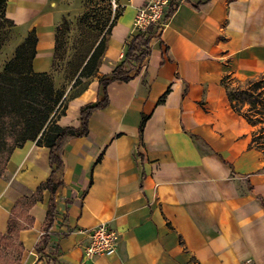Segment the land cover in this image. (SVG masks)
<instances>
[{
    "label": "crops",
    "instance_id": "crops-1",
    "mask_svg": "<svg viewBox=\"0 0 264 264\" xmlns=\"http://www.w3.org/2000/svg\"><path fill=\"white\" fill-rule=\"evenodd\" d=\"M76 1L6 0L5 17L22 35L35 33V72H52L58 21ZM115 1L119 15L102 61L95 75L79 71L66 88L60 126L80 125L81 106L99 98V77L135 34L144 0ZM199 1L178 3L146 65L127 82H110L108 104L92 111L88 133L65 141L57 214L37 264H264L262 151L251 144L256 126L231 108L222 85L227 74L238 83L264 74V0L194 8ZM50 172L47 147L26 141L11 152L0 178V233L16 201ZM49 199L43 190L28 210L22 264L36 263ZM100 223L118 232L117 250L84 259L88 231Z\"/></svg>",
    "mask_w": 264,
    "mask_h": 264
},
{
    "label": "trees",
    "instance_id": "trees-1",
    "mask_svg": "<svg viewBox=\"0 0 264 264\" xmlns=\"http://www.w3.org/2000/svg\"><path fill=\"white\" fill-rule=\"evenodd\" d=\"M180 1L172 0L169 9L163 15V20L169 19ZM208 1L200 0L193 4V7L199 9ZM5 3L6 0H0V18H4L13 25L5 17ZM118 15L119 10L117 9L106 28V36L103 35L95 42L91 52L81 65L80 71L87 75L96 74L98 65L102 61L107 37ZM159 32L160 30H156L153 25H150L145 33L133 35L126 45L121 61L110 73L99 77V98L95 102L81 106L78 127L60 126L56 122L57 118L64 114L66 103L62 105L63 92L55 88L49 72H35L32 69V58L37 40L34 31L26 35L24 42L17 48L15 57L4 64L0 70V162H2L4 154L3 161L7 162L16 147H20L26 141H34L38 146H45L49 149L51 172L44 181L38 184L31 195L22 196L14 204L8 219L7 231L0 233V264L4 255L9 252L15 256L14 263L21 264L19 261L24 252V246L20 240V232L33 224V217L28 214V210L40 199L41 192L48 190L50 199L42 224V234L34 247L38 259L44 257V248L50 240L49 229L57 214L55 193L62 185V180L57 175L63 168L62 147L65 141L69 137L84 136L88 133V119L92 111L104 108L108 104L106 86L115 80L127 82L139 73L142 66L147 63L151 41ZM25 46L30 49L27 59H23L21 53ZM224 78H222V82H224ZM225 90L231 108L245 118L249 124L256 126L252 132V146L264 150V74L248 80L244 87L226 88ZM166 93L167 90L158 99V102L163 101ZM243 104H247L248 108L244 110ZM146 118L147 116L142 114L139 125L140 136ZM2 171L3 167L0 168V177ZM261 201L264 204L263 199Z\"/></svg>",
    "mask_w": 264,
    "mask_h": 264
},
{
    "label": "rangeland",
    "instance_id": "rangeland-1",
    "mask_svg": "<svg viewBox=\"0 0 264 264\" xmlns=\"http://www.w3.org/2000/svg\"><path fill=\"white\" fill-rule=\"evenodd\" d=\"M116 10L117 8H113L112 0H78L63 7L62 17L58 21L55 33L56 58L52 72L49 73L55 88L63 92L62 105L66 103V88L80 71L81 65L91 52L95 42L103 35L106 36V28ZM25 37L26 35H22L16 26L4 18H0V70L5 63L15 57L17 48L24 42ZM29 52L30 49L27 46L23 47L21 50L23 59L29 58ZM224 77L222 85L225 89L244 87L248 82L246 80L243 83H238L231 74ZM242 108L245 110L248 105L243 104ZM260 151H262L261 157L264 165V150ZM3 158H5V154L0 162V168L3 167L2 175L6 169V162L3 161ZM22 258L23 254L19 261L21 264ZM14 260L15 256L9 252L4 255L1 264H15ZM37 261H39L38 257L34 264H37Z\"/></svg>",
    "mask_w": 264,
    "mask_h": 264
},
{
    "label": "built area",
    "instance_id": "built-area-1",
    "mask_svg": "<svg viewBox=\"0 0 264 264\" xmlns=\"http://www.w3.org/2000/svg\"><path fill=\"white\" fill-rule=\"evenodd\" d=\"M172 0H144L138 8L134 18V33H145L148 26L153 25L156 30H161L166 21L163 15ZM113 8H117V3L112 0ZM89 242L84 247L83 258L92 259L97 255H112L116 252L119 234L107 225L100 223L88 231Z\"/></svg>",
    "mask_w": 264,
    "mask_h": 264
}]
</instances>
